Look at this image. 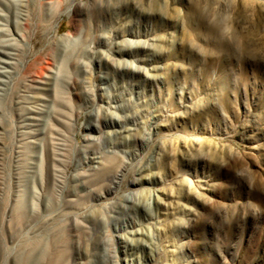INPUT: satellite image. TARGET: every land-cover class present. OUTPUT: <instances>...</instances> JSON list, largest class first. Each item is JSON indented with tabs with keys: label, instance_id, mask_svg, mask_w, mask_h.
Segmentation results:
<instances>
[{
	"label": "rangeland",
	"instance_id": "1",
	"mask_svg": "<svg viewBox=\"0 0 264 264\" xmlns=\"http://www.w3.org/2000/svg\"><path fill=\"white\" fill-rule=\"evenodd\" d=\"M0 9V264H264V0Z\"/></svg>",
	"mask_w": 264,
	"mask_h": 264
},
{
	"label": "bare ground",
	"instance_id": "2",
	"mask_svg": "<svg viewBox=\"0 0 264 264\" xmlns=\"http://www.w3.org/2000/svg\"><path fill=\"white\" fill-rule=\"evenodd\" d=\"M4 16H5L4 13L2 14L1 9H0V18L7 20L6 17ZM7 25L8 23H6V21L2 22L0 19V53H1L0 63H5L7 64V66L11 65L12 67V64H14L15 60L17 59L18 51L16 47L13 46V42L10 40V37L5 35L6 33L8 34V32L6 31ZM137 69H139V67H137ZM0 73L3 75L5 74V71L0 70ZM40 83H42L43 85L47 84V82H43V81H40ZM43 85L42 86L38 85L36 87L40 89H44L45 87ZM31 97L33 98L32 100L34 101L37 96L31 95ZM39 111L41 112V107H38V105L36 104H30L29 106H25L24 112L25 113H38ZM119 128L120 129L118 131H122V129H124L122 128V126H119ZM118 175H119V171L116 170L112 173L111 176L114 178V177H117Z\"/></svg>",
	"mask_w": 264,
	"mask_h": 264
}]
</instances>
